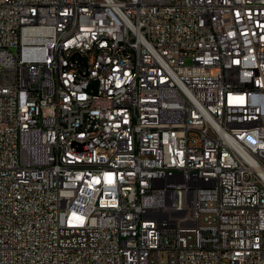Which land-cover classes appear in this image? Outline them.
Segmentation results:
<instances>
[{
    "label": "built area",
    "instance_id": "1",
    "mask_svg": "<svg viewBox=\"0 0 264 264\" xmlns=\"http://www.w3.org/2000/svg\"><path fill=\"white\" fill-rule=\"evenodd\" d=\"M0 264H264V0H0Z\"/></svg>",
    "mask_w": 264,
    "mask_h": 264
},
{
    "label": "bare ground",
    "instance_id": "2",
    "mask_svg": "<svg viewBox=\"0 0 264 264\" xmlns=\"http://www.w3.org/2000/svg\"><path fill=\"white\" fill-rule=\"evenodd\" d=\"M25 107L36 108V111L35 109H27L29 120L44 117V108L38 107V100H25ZM119 203H122V193H115V202L111 203V210H118ZM92 216H100V208H93ZM113 223H120V215H113Z\"/></svg>",
    "mask_w": 264,
    "mask_h": 264
},
{
    "label": "rangeland",
    "instance_id": "3",
    "mask_svg": "<svg viewBox=\"0 0 264 264\" xmlns=\"http://www.w3.org/2000/svg\"><path fill=\"white\" fill-rule=\"evenodd\" d=\"M188 62L187 61H185V64H187Z\"/></svg>",
    "mask_w": 264,
    "mask_h": 264
}]
</instances>
